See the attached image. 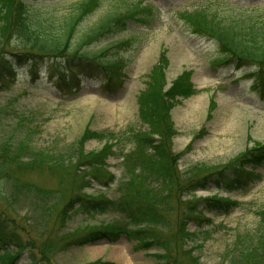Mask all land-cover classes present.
Listing matches in <instances>:
<instances>
[{
    "label": "rangeland",
    "instance_id": "obj_1",
    "mask_svg": "<svg viewBox=\"0 0 264 264\" xmlns=\"http://www.w3.org/2000/svg\"><path fill=\"white\" fill-rule=\"evenodd\" d=\"M81 1L27 0L33 22H46L73 12ZM138 1L102 0L100 8L79 26L80 33L107 15L125 12ZM143 1L159 6L158 18L151 26L130 22L128 31L133 39L127 46L116 45L118 36L99 44L101 48L110 45L107 55L111 59L124 60L123 68L117 72L121 77L117 83L105 82L101 75L88 77L73 67L69 73L80 74V91L63 95L55 86L56 70L66 69V65L61 60L43 59L38 63L37 68L42 71L37 77L32 76L31 67L26 65L19 69L16 81L0 90V152L10 143L15 153L23 147L22 164L33 161L12 170L4 180L6 195L4 199L0 197V212L8 221L6 225L30 244L12 264L32 260L36 264H160L166 261L264 264V166L258 169L263 177L247 191L229 195L236 201L230 213L205 211L211 223L199 228L197 222L191 221L188 230L196 236L188 241L182 238L180 230L186 204L213 196L217 191L209 184L205 189L189 193L183 185L222 169L249 148L264 145V94L253 86V79L243 74L245 69L234 71L228 63L215 62L220 53L215 40L191 30L184 14L208 7L223 15L238 11L241 6L264 7V0ZM128 31L122 35L127 36ZM11 42L0 35V54L16 50ZM162 50H165L168 86L184 71H189L196 93L189 98H178L171 110L177 131L172 149L174 153H181L174 176L166 182L161 177L162 170L155 165L148 174L150 179L145 181L143 171H134L133 166L126 170L124 155L135 145L130 132L149 133L150 125L140 115V95L147 89ZM87 128L97 136L88 137L83 142L86 153L72 161L71 152ZM106 144L112 150L105 160L107 152L102 149ZM38 151L62 154L66 161L54 171L48 159L30 168ZM91 152L100 154L94 166H81L77 170L80 161ZM126 176L135 179L130 200L141 205L156 202L164 215V223L131 225L118 212H85L79 208L68 219L62 217L63 206L75 192L118 199L126 193V188L120 187ZM25 183L52 191L54 196L46 198L34 189L21 187ZM166 190L168 194L164 196L168 199H153ZM219 195L227 196L225 192ZM114 222L126 223L133 231L144 229L147 234L156 233L152 248L142 247L145 238L140 241L125 234L116 242L73 244L91 229ZM160 242L169 249L157 247ZM190 249L193 250L189 252ZM0 264H4L1 259Z\"/></svg>",
    "mask_w": 264,
    "mask_h": 264
},
{
    "label": "trees",
    "instance_id": "obj_2",
    "mask_svg": "<svg viewBox=\"0 0 264 264\" xmlns=\"http://www.w3.org/2000/svg\"><path fill=\"white\" fill-rule=\"evenodd\" d=\"M101 1L83 0L77 4L73 12L54 17L46 22H33L30 3L27 0H0V35L6 40H11L16 47V50H5L4 55L0 54V90L10 85L13 80L16 81L19 69L26 65L31 67L32 76L37 77L38 63L43 59L61 60L63 65H66V69L60 67L56 70L58 76L55 86L62 90L63 95L78 91L81 87L80 74L72 76L69 73L70 70H74L73 67L88 77L101 75L111 83L121 80L117 72L123 68L124 60L111 59L112 57L107 55L110 45L101 48L99 44L111 36L120 37L116 39L118 46L131 44L133 36H130L128 31L130 22L135 21L145 27L151 26L158 18L159 8L154 4H144L143 0H139L125 12L107 15L93 27L80 33L79 26L100 8ZM206 8H199L184 14L190 29L199 35L215 40L220 50L215 62L232 64L238 69L246 68L245 73L255 78V87L264 91V7L240 8L238 11L223 15L220 11L214 12L213 9ZM127 31V36H123ZM76 36L77 41H75ZM165 61L164 51L154 66L147 89L140 95V115L149 123V133L133 134L130 132L136 149L133 148L130 153L124 155L126 170L127 167L133 166L134 171H143L142 176L145 181L150 179L148 174L155 165L162 170L161 177L166 178V182L174 176L173 172L181 153H174L172 149V140L176 132L171 110L178 98H188L196 92L189 71H184L168 86ZM69 67L71 69H68ZM90 136H97V133H91L87 128L78 146L71 152L72 161L86 153L83 142ZM11 148L10 143H7L0 152V197L2 199L6 195L3 188L4 180L12 170L33 162L22 164L20 155L23 147L17 153ZM102 150L107 152L104 157L106 160L112 147L106 144ZM99 156L100 154L94 152L85 155L77 165V170H80L81 166L87 168L94 166ZM43 159L50 161L52 171L60 169L66 161L62 154L53 155L49 151H38L37 157L32 159L35 162L30 168L41 165L40 162ZM230 162L220 170L209 172L200 179L188 181L183 185V189L192 193L213 184L217 193L232 194L235 191H247L251 184L263 177L258 169L264 166V145L249 148ZM113 176L111 175L112 179H114ZM93 178H97V175H93ZM134 182L135 179H129L126 176L120 184V187L126 188V193L123 192L122 196L115 200L106 196L96 198L83 192H75L63 206L61 215L68 219L74 210L79 208L85 212H118L124 214L131 225L164 223V215L160 212L156 202L141 205L139 202L133 203L130 200L133 199L130 196ZM21 187L34 189L46 198L51 199L54 196L52 191H44L34 185L25 183ZM164 194L167 195L168 190L162 195L156 194L153 199H168ZM199 199L186 204L183 210L180 230L182 238L186 241L196 236L194 232L188 230V224L191 221L197 222L201 228L203 224L211 223L205 211L229 213L236 203L232 198L216 193L213 196ZM7 223L4 213L0 212V248L3 250L0 258L4 263L11 264L23 255L26 248H30V244L14 229L7 226ZM122 234L140 241L145 238L142 247L146 250L152 248L153 240L157 236L156 233L147 234L144 229L133 231L126 223L114 222L105 227L91 229L75 239L73 244L84 246L102 240L116 242ZM11 245L14 246L12 250ZM157 247L167 248L162 242ZM192 250L190 249L189 252ZM25 264H36V261ZM160 264H175V262L166 261Z\"/></svg>",
    "mask_w": 264,
    "mask_h": 264
},
{
    "label": "bare ground",
    "instance_id": "obj_3",
    "mask_svg": "<svg viewBox=\"0 0 264 264\" xmlns=\"http://www.w3.org/2000/svg\"><path fill=\"white\" fill-rule=\"evenodd\" d=\"M195 103V101H193Z\"/></svg>",
    "mask_w": 264,
    "mask_h": 264
}]
</instances>
